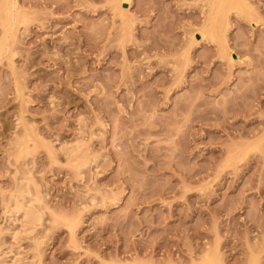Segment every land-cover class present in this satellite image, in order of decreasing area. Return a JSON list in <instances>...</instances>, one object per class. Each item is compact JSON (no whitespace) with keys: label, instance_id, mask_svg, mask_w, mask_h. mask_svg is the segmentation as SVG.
Listing matches in <instances>:
<instances>
[{"label":"rangeland","instance_id":"1","mask_svg":"<svg viewBox=\"0 0 264 264\" xmlns=\"http://www.w3.org/2000/svg\"><path fill=\"white\" fill-rule=\"evenodd\" d=\"M17 1L0 57V264L10 249L4 264H264V0L230 12L226 45L191 44L206 0H131L125 15L117 0ZM30 171L48 209L20 234L5 207Z\"/></svg>","mask_w":264,"mask_h":264},{"label":"bare ground","instance_id":"2","mask_svg":"<svg viewBox=\"0 0 264 264\" xmlns=\"http://www.w3.org/2000/svg\"><path fill=\"white\" fill-rule=\"evenodd\" d=\"M117 5H118L117 8L121 12V14L125 15L128 11L129 6L131 5V0H117ZM206 6H208L209 9L208 20L205 23V25H203V27L197 28L196 32L192 33L191 44L198 43V41L200 40L209 39L211 42L219 41L222 45H226V39L222 31V27L223 25L225 26L226 20L230 12L233 9H236L238 11H244V9H250L248 0H206ZM1 10H3L4 12L3 27L5 30V38L2 42H0V57L8 49L7 40L9 39L10 36L12 37L14 36L16 24L21 14V10L17 0H3ZM249 17H250V22L253 26L256 27L258 24H260V20L254 17L253 13L250 12ZM8 51L9 50H7V53ZM228 57L230 61L234 60V56H232L231 52L228 53ZM19 124L22 125L21 119L19 121ZM82 143H83V139H82ZM78 147L79 146L73 148L72 147L66 148V153L70 159L76 156L75 152L77 151ZM48 150L52 155L55 153L52 148ZM76 158L79 159L80 157H76ZM87 163L88 161L86 159H81L77 163L80 176H83L82 175L83 171L85 170L86 166H88ZM32 171L24 173L23 175L21 174L22 176L20 179L18 178V175L20 174L18 172L19 174L17 175V178L19 179V181L16 183L15 189L11 192L5 207V215L9 218V220H11L13 223H20L21 225V230L19 232L20 234L23 233L32 234L33 232H36L37 228H39L38 226L41 225L45 219L44 210L48 209L47 204L45 202L46 196L43 195V191L41 187L38 185L39 183L38 182H37L38 184L36 183L35 176L33 175L34 173H32ZM14 176H16L15 173ZM77 223H78L77 221L70 222V228L73 232L75 231ZM10 232L15 237L16 235L19 234L15 232L14 228L10 230ZM41 234H39V236ZM40 239H41L40 237L37 238L38 244L42 243ZM10 250L3 252L4 260L2 261L1 264H4L6 262V259L8 258L7 256L11 252ZM204 260H207L206 264H225L223 260L216 255L214 256L213 259V257L207 254L204 257ZM28 264H30V262ZM251 264H260V263L258 259L255 258L252 260Z\"/></svg>","mask_w":264,"mask_h":264}]
</instances>
